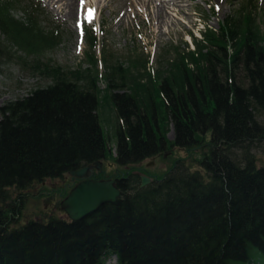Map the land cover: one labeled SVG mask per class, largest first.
Masks as SVG:
<instances>
[{
    "label": "trees",
    "instance_id": "obj_1",
    "mask_svg": "<svg viewBox=\"0 0 264 264\" xmlns=\"http://www.w3.org/2000/svg\"><path fill=\"white\" fill-rule=\"evenodd\" d=\"M36 1L0 0V65L32 57L51 79L0 106V264H264V158L257 156L264 155V26L254 1L217 29L205 26L203 40L179 55L154 93L140 82L141 90L132 84L118 101L106 89L112 71L129 70L120 63L98 89L97 60L72 71L42 60L61 33L41 25ZM17 6L22 16L13 13ZM83 33L86 57L95 56L96 31ZM103 97L120 127L112 160L133 164L165 147L182 148L185 157L144 186L130 172L115 202L78 221H20L25 191L109 152Z\"/></svg>",
    "mask_w": 264,
    "mask_h": 264
},
{
    "label": "rangeland",
    "instance_id": "obj_2",
    "mask_svg": "<svg viewBox=\"0 0 264 264\" xmlns=\"http://www.w3.org/2000/svg\"><path fill=\"white\" fill-rule=\"evenodd\" d=\"M168 1V0H165ZM245 0H184V14L177 15L175 20L173 11L166 22L171 26H163V33L157 34L155 20L147 22L146 16L129 17L119 26L114 15L109 13L107 0H79L78 16L75 20H67L57 6L48 4L47 0H37L41 6V25L44 27H59L61 37L58 45L44 52L43 61H48L51 67L60 66L64 70L72 71L85 69L87 59L97 60L99 71L104 74L98 81V89L106 86L105 74L111 70V66L120 63L122 69L128 71H112L111 79L115 80L111 87L106 89L107 98L114 95L115 100H125L124 95L130 94L129 86L135 85L142 89L140 82L149 85L147 92L154 93V87L161 85L163 77L167 75V69L171 64L178 61L179 55L186 54L196 48V44L203 40L204 27L217 29L220 22L228 15L233 14ZM256 8L254 17L257 24L264 26V0H253ZM89 4V7H85ZM102 6L99 11L96 6ZM142 10L140 5H137ZM172 7V6H170ZM13 13L22 16V9L17 6ZM84 16L83 20L79 15ZM85 30H95L98 45L95 56L86 57V45L83 39ZM139 62V63H138ZM114 72V73H113ZM49 75L35 68L32 57L24 62L11 59L3 61L0 65V106L6 101L20 98L36 87L45 86L50 83ZM138 81V84H137ZM157 85V86H156ZM133 93V91H132ZM154 95V94H153ZM103 102L99 108L100 123L108 140L107 155L111 156L116 151L117 131L119 129L118 119L113 104L102 98ZM155 100V99H154ZM130 101V100H128ZM168 140H172V125L167 124ZM111 153V154H110ZM182 148L171 147L162 153L143 159L136 164L127 165L143 172L150 178L160 179L168 171L177 158L185 157ZM260 159L264 155L257 152ZM261 161V160H260ZM122 170H125L122 167ZM55 185V179L45 180L43 183L35 184L25 191L24 201L21 203L20 221L31 218L44 220L43 201L46 200L42 191ZM52 216L67 218L62 210H54ZM112 258L107 264H113Z\"/></svg>",
    "mask_w": 264,
    "mask_h": 264
},
{
    "label": "bare ground",
    "instance_id": "obj_3",
    "mask_svg": "<svg viewBox=\"0 0 264 264\" xmlns=\"http://www.w3.org/2000/svg\"><path fill=\"white\" fill-rule=\"evenodd\" d=\"M47 2L52 6H57L67 20L73 21L78 16L79 0H47ZM183 4L184 0H107L106 6L109 13L116 17L118 26L129 17L133 19L144 14L147 22L156 21L157 34L160 35L163 33V26H168L166 19L171 16L170 11L175 13L173 16L176 21H178L177 15L184 14ZM137 5H140L142 10H139ZM85 7H89V4ZM96 8L101 11L102 6L97 5ZM79 19L83 20L84 16L80 14ZM172 25L167 28H171Z\"/></svg>",
    "mask_w": 264,
    "mask_h": 264
},
{
    "label": "water",
    "instance_id": "obj_4",
    "mask_svg": "<svg viewBox=\"0 0 264 264\" xmlns=\"http://www.w3.org/2000/svg\"><path fill=\"white\" fill-rule=\"evenodd\" d=\"M100 163L95 166L86 165L69 174L72 178L88 177L93 173V167L98 168ZM150 181L149 177L141 176V186ZM120 195L119 189L114 185L112 180H94L85 178L79 181L61 201L60 207L66 213L70 221H78L88 214L96 211L105 203H113ZM48 201H44V206ZM46 217V216H44Z\"/></svg>",
    "mask_w": 264,
    "mask_h": 264
},
{
    "label": "flooded vegetation",
    "instance_id": "obj_5",
    "mask_svg": "<svg viewBox=\"0 0 264 264\" xmlns=\"http://www.w3.org/2000/svg\"><path fill=\"white\" fill-rule=\"evenodd\" d=\"M135 121V120H134ZM146 123L143 121L139 124L140 126V132L145 133ZM124 137L127 138L128 144H131L130 139L127 135V128L125 126L122 127ZM118 137V131L117 135ZM164 148V146H163ZM166 149V147L161 151V153ZM160 154V153H159ZM158 155V154H157ZM156 156V155H155ZM108 158H110L109 155H105L104 159L101 161H97L96 163L89 164L91 166H95L98 162L100 163V166L98 168L93 167V173H90L88 177L84 178H72L71 175L67 174L60 178H55V185L48 187V190L42 191V193L45 195L46 201H48V204L44 207V210L47 211L48 215H51L54 210H62L60 207L61 201L67 196L69 191L81 180L85 178H91L94 180H112L114 185H117L119 182H121L124 179L128 178V174L130 171H123L122 167L117 162H111ZM131 173L139 174L141 177L143 172H139V170L132 169ZM47 215V216H48Z\"/></svg>",
    "mask_w": 264,
    "mask_h": 264
}]
</instances>
